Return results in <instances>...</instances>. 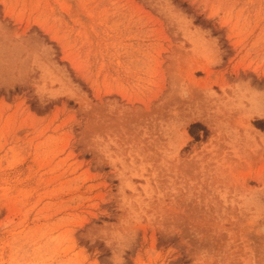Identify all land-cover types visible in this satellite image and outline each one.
<instances>
[{"label": "rangeland", "instance_id": "obj_1", "mask_svg": "<svg viewBox=\"0 0 264 264\" xmlns=\"http://www.w3.org/2000/svg\"><path fill=\"white\" fill-rule=\"evenodd\" d=\"M0 264H264V0H0Z\"/></svg>", "mask_w": 264, "mask_h": 264}]
</instances>
